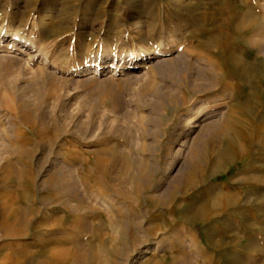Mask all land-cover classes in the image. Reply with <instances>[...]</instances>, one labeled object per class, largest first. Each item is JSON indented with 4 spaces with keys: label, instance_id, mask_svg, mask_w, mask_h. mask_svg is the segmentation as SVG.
<instances>
[{
    "label": "rangeland",
    "instance_id": "obj_1",
    "mask_svg": "<svg viewBox=\"0 0 264 264\" xmlns=\"http://www.w3.org/2000/svg\"><path fill=\"white\" fill-rule=\"evenodd\" d=\"M256 2L0 0V264H264Z\"/></svg>",
    "mask_w": 264,
    "mask_h": 264
},
{
    "label": "bare ground",
    "instance_id": "obj_2",
    "mask_svg": "<svg viewBox=\"0 0 264 264\" xmlns=\"http://www.w3.org/2000/svg\"><path fill=\"white\" fill-rule=\"evenodd\" d=\"M256 3L264 5V0H257ZM263 16H262V18H264ZM254 19H253V17H245V19L243 20L246 23H244V28H242L243 29L242 30V33H243V37L242 38H243V41L245 42L246 46H248V51H247L248 54L256 55L257 57L264 59V43H263L262 40L254 38V37H258V36L259 37L263 36V34H264V20H260L257 23H253L255 21ZM172 40H174V37H172ZM229 47H230V45H229ZM218 48H220V47H218ZM217 64H219V63H217ZM226 67H227L226 65H223L219 69L223 70V69H226ZM78 72L81 73L82 71H78ZM221 74L223 75V77L222 76L220 77L221 78L220 79V83H223V82L227 83L230 80L231 81H235L236 78H237V74H235V73H228V72L224 73V72H222V73H220V75ZM207 116L208 115H206L205 112H199L196 115L195 121H198V120H200L202 118H206ZM223 127L225 128L226 126L224 125ZM185 179L188 182V180L190 179V176H187ZM204 180L206 181L207 179H204ZM54 224L56 226L58 223H56V221H55ZM61 226L62 225H60L59 227H61ZM6 227L9 228V226H6ZM16 233L18 234L20 232L17 231ZM22 235L23 234L20 233V235H18V236H22ZM150 253H151V250H150V247H149L146 250V254H150Z\"/></svg>",
    "mask_w": 264,
    "mask_h": 264
}]
</instances>
